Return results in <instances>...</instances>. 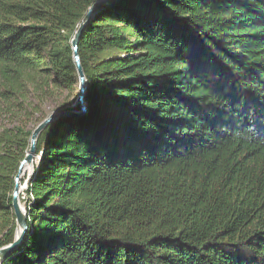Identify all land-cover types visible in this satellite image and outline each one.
<instances>
[{"label": "trees", "instance_id": "obj_1", "mask_svg": "<svg viewBox=\"0 0 264 264\" xmlns=\"http://www.w3.org/2000/svg\"><path fill=\"white\" fill-rule=\"evenodd\" d=\"M96 1L0 0V248L30 120L76 101ZM79 54L88 112L40 133L2 264H264V0H120Z\"/></svg>", "mask_w": 264, "mask_h": 264}, {"label": "water", "instance_id": "obj_2", "mask_svg": "<svg viewBox=\"0 0 264 264\" xmlns=\"http://www.w3.org/2000/svg\"><path fill=\"white\" fill-rule=\"evenodd\" d=\"M120 0H97L87 11L84 16L81 24L76 31L72 45L74 47V58L77 65V70L79 74V92L76 101L67 106L64 109L56 110L51 112V114L33 131L31 136V146L30 150L26 154L24 160L21 163L19 168V172L16 175L15 180V189L13 194V209L17 219V236L13 243L0 248V264L11 254L13 253L18 246L23 242L25 235L28 230V215L26 207H22L20 203V194L24 188L28 186L29 177L33 173L31 172L28 178L24 181V185L21 184L22 171L25 166H33L37 157V141L40 133L46 129L50 124L54 121L64 118V117H72V116H83L88 112V100H87V88L88 81L85 75L84 68L81 64V57L79 54V43L83 31L86 26L91 22L93 17L104 9L106 6L112 5ZM34 167V166H33ZM34 171V170H32Z\"/></svg>", "mask_w": 264, "mask_h": 264}, {"label": "rangeland", "instance_id": "obj_3", "mask_svg": "<svg viewBox=\"0 0 264 264\" xmlns=\"http://www.w3.org/2000/svg\"><path fill=\"white\" fill-rule=\"evenodd\" d=\"M108 50L110 51V53H107V55H109V56H113L114 54L119 53L118 51H116L117 48H115V47H111ZM59 102H60L59 99L58 100L57 99H54V100H52V102L50 101V102H48V103H46L44 105V108L43 109H44V111H46L48 113V116L50 115L51 112L56 111L54 109L59 104ZM42 113H43V110H40L39 112H36V114H34L32 116V119L30 120L31 122L29 124V128H31V129L35 128L36 129L44 121L43 120L41 122H38V118L42 115ZM5 122L6 123H9V119H6ZM33 166H29V167H27V168H29L28 170H26V169L24 170V173H22V179H25L26 180L28 178V176L30 175V173L33 172L32 170L35 169V167H33ZM24 183H22V186L24 185ZM24 190H22V191H24ZM20 195H22V192H21ZM20 202H21V205L24 207L25 206V202H23V200L21 198H20Z\"/></svg>", "mask_w": 264, "mask_h": 264}, {"label": "built area", "instance_id": "obj_4", "mask_svg": "<svg viewBox=\"0 0 264 264\" xmlns=\"http://www.w3.org/2000/svg\"><path fill=\"white\" fill-rule=\"evenodd\" d=\"M38 161V160H37ZM28 187V186H27ZM27 187L26 188H24L25 190L27 189ZM23 189V190H24ZM25 190L24 191H22V195H21V199L23 200V202H25L26 201V199H27V194H26V192H25Z\"/></svg>", "mask_w": 264, "mask_h": 264}, {"label": "bare ground", "instance_id": "obj_5", "mask_svg": "<svg viewBox=\"0 0 264 264\" xmlns=\"http://www.w3.org/2000/svg\"><path fill=\"white\" fill-rule=\"evenodd\" d=\"M27 167H29V166H25L24 168H23V171H22V173H24V170L26 169V170H28L29 168H27ZM21 203V202H20ZM22 206V205H21ZM23 207V206H22Z\"/></svg>", "mask_w": 264, "mask_h": 264}]
</instances>
